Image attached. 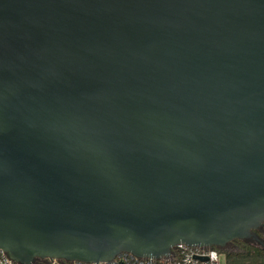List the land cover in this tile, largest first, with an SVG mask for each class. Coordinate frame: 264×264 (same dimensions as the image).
Here are the masks:
<instances>
[{"label":"water","instance_id":"water-1","mask_svg":"<svg viewBox=\"0 0 264 264\" xmlns=\"http://www.w3.org/2000/svg\"><path fill=\"white\" fill-rule=\"evenodd\" d=\"M263 222L264 0H0L11 261L224 250Z\"/></svg>","mask_w":264,"mask_h":264},{"label":"built area","instance_id":"built-area-1","mask_svg":"<svg viewBox=\"0 0 264 264\" xmlns=\"http://www.w3.org/2000/svg\"><path fill=\"white\" fill-rule=\"evenodd\" d=\"M0 264H16L0 250ZM34 264H95L79 261H66L57 258L38 260ZM97 264H226L225 250L202 246L176 245L166 257H137L130 253H121L109 262Z\"/></svg>","mask_w":264,"mask_h":264},{"label":"trees","instance_id":"trees-1","mask_svg":"<svg viewBox=\"0 0 264 264\" xmlns=\"http://www.w3.org/2000/svg\"><path fill=\"white\" fill-rule=\"evenodd\" d=\"M226 264H264V250L245 248L225 251Z\"/></svg>","mask_w":264,"mask_h":264},{"label":"flooded vegetation","instance_id":"flooded-vegetation-1","mask_svg":"<svg viewBox=\"0 0 264 264\" xmlns=\"http://www.w3.org/2000/svg\"><path fill=\"white\" fill-rule=\"evenodd\" d=\"M253 232L255 234L254 237L247 240H233L226 244L224 250H243L245 248L264 250V222Z\"/></svg>","mask_w":264,"mask_h":264}]
</instances>
